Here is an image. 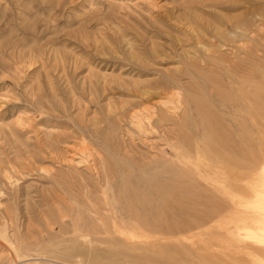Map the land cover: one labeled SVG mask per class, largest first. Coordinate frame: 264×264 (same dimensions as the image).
<instances>
[{
  "label": "rangeland",
  "instance_id": "obj_1",
  "mask_svg": "<svg viewBox=\"0 0 264 264\" xmlns=\"http://www.w3.org/2000/svg\"><path fill=\"white\" fill-rule=\"evenodd\" d=\"M255 76L264 169V0H0V264H264L263 193L246 192V227L194 228L211 191L172 159L188 130L214 161L197 106L235 110L218 93ZM147 106L160 120L139 134L129 115ZM254 133L248 149L236 136L233 147L251 154ZM102 161L118 199L119 227L102 219L111 231L93 217L104 205ZM142 182L172 190L156 204L164 209L154 193L148 214L123 197L124 183L146 192ZM137 209L147 217L130 218Z\"/></svg>",
  "mask_w": 264,
  "mask_h": 264
},
{
  "label": "bare ground",
  "instance_id": "obj_2",
  "mask_svg": "<svg viewBox=\"0 0 264 264\" xmlns=\"http://www.w3.org/2000/svg\"><path fill=\"white\" fill-rule=\"evenodd\" d=\"M240 23L239 24L242 25L241 21H240ZM237 25H238V22H237ZM244 25H246V24H244ZM227 74L229 77V73H227ZM258 78H260V77L257 76V79ZM257 79L255 76V79L252 80V82H250L251 84L249 85V87H245V88L244 87L236 88V87H233V85H230V87H231V88H229V89H231L230 92H233L234 95L224 96V95H220V93H218V96L220 97L219 99L223 100L222 101L223 105L225 104L224 105L225 107H228L231 109L234 108L235 110H233V111L231 110L227 113L226 112L224 113L223 111L217 109L212 104L213 101L211 102L207 99L205 100V98H204L202 103H199V104H201V106H199V107L197 106V108H198L197 112H198L199 117L201 119L200 124L204 127L203 130L204 131L209 130L212 133L211 136L214 137V138L212 137L213 138V145H211L210 149H212V150L217 149L220 152V154H218V153L216 154V156L214 157L215 158L214 161L207 159V157H206L207 154L205 153V151L203 149H199L200 146L197 145L198 142L195 141L197 139L196 138L193 139V137L188 132V130L185 131V133L187 132V134L184 136V140L181 139L183 141L182 146H180L179 144L173 146V155H172L173 157H172V159L174 158V160L177 162L178 161L184 162L186 165L193 167L194 170L197 172V174L204 180V184L211 191V195L209 197L210 202L208 203V206L210 207L211 212H208L207 214L206 213L200 214L198 212L197 214H200L202 219L201 220H199L200 218L197 219L199 217V216H197L196 221H198V223L196 225L194 224V226H192L194 228H198V227H200L202 225H206V224H212V228H214L215 230H227L228 228H234L237 230L240 228H244V227H246L245 223L247 221V212H246L247 204H246V201L250 202L249 199L246 200V192L250 191L253 194L254 193H258V194L263 193V195H264V192L260 191V188H259V185L264 178V172H263L264 169L261 168V158H260L259 153H258L259 149H260L259 148L260 146L258 145V134H259V131L261 129L260 121H259L260 120L259 108H260L261 90H260V81L258 82ZM251 86H252V89H250ZM220 87H222V86L220 85ZM169 90L167 92V95L169 93ZM160 91H161V89H160ZM172 91L174 92L172 94L174 101H175V104L173 105L174 109L179 110V107L181 105L179 97L181 95L179 96V94L177 92H180V91L176 92V91H174V89ZM230 92H229V94H231ZM162 95H164V94H162ZM169 97H170V95H169ZM166 99L168 100V98H166ZM170 99H172V98H170ZM187 99H189V97ZM193 99L195 100V98H193ZM167 100L165 102H161V107H167V105H169ZM198 102H201V101L199 100ZM198 102L196 104H198ZM173 103L174 102H172V104ZM195 107H196V105H195ZM180 109H181V107H180ZM154 110H155L154 107H148L147 106V108L145 107L142 110L138 109L136 111H133L134 113L129 115L130 116V123H131L130 125L132 126V128L137 133L141 134V133L148 132V131L150 132L151 130L153 131L155 129L154 128V122L156 123V121L160 120L159 119L160 117L156 114V111H154ZM157 112H159V111H157ZM170 112H172V111H170ZM174 112H172V114ZM194 115H195V113H194ZM224 115L229 116L228 119H224L222 117ZM173 116H174V114H173ZM165 117H167V116H165ZM246 118H247V121L249 120L250 125H247L246 122H244V120ZM19 119H20V117H19ZM19 119H18V121H19ZM239 120H241V121L239 122ZM162 122H163V120H162ZM22 124H23V122H22ZM19 125H21V124H19ZM235 127L238 128L237 136H236L235 132L233 131V129ZM253 130L255 132L254 136L255 135L257 136L255 138V144H254L255 151H253V152L250 151L251 154L247 155L246 153L243 154L244 152L242 151V149L240 147L238 148V150H236V148L233 147V144L236 143L235 142V136L241 142V145H242L241 147L245 150V149H248V143L244 139V136H245V134L251 133V131H253ZM129 131L131 132V130H129ZM200 131H201V129H200ZM243 132H244V135L241 134ZM203 134H204V132H203ZM180 137L182 138V134ZM205 140L203 141V145L206 144V146L209 147V145L212 143L211 142L209 143V141H205ZM214 144H215V146H214ZM237 145H235V146H237ZM193 146H195V148H196V150L194 151V154H192V153L190 154L186 151H183L184 147L186 148V147H193ZM218 146H220V147L223 146L224 149L223 148L218 149L219 148ZM216 147H218V148H216ZM208 151H206V152H208ZM222 152H224V153L222 154ZM248 159H249V162H247ZM102 165H103V169H102L103 170L102 171V173H103V179H102L103 184H102V186H100V188H102V193H103L102 196H103L104 205L101 206V208H95L96 205H92V208H94V211H93L94 216L93 217L96 220L102 221L104 226L106 228H108L106 230L109 231L110 230L109 226L106 223H104L105 221L102 219L105 217L107 219H109L111 221L113 229L119 227L117 224V221H116L118 219L117 218L118 214H117V210H116L115 204H114L118 201V199L114 197L113 191L111 190V188H113V187H111L112 179H113L111 172L108 170L107 164L105 161H102ZM111 169H113V168H111ZM147 174H149V173H147ZM96 175H95V177H96ZM140 177H141L140 175L135 176L136 180H139ZM154 182H148V183L142 182V184L145 185L144 189L146 190V192H138L137 189H139V187L137 186V189H136L135 184L124 183V185L121 187V192L124 194L123 195L124 198L125 197L129 198L131 196V197L135 198L137 201L142 202L144 205L140 204L139 208L142 209V212H146L148 214L149 213V211H148L149 205L152 201V200L150 201V198H151L150 194L154 193L153 190L151 191L152 187L155 185ZM139 183H140L139 181L136 182V184H139ZM147 191H149V192H147ZM180 191H182V190H180ZM171 192H172V190H169L167 188L157 187L155 189L154 194L158 195L159 198L154 202L155 208L161 207V206L156 207V204L161 205L162 203H164L167 200L164 197V195L169 194ZM180 196L181 195H179L180 199L185 198V197H180ZM185 196H186V194H185ZM176 198H177V195H176ZM249 198H251V197H249ZM160 201H162V202H160ZM199 202H201V200ZM162 207H165V205H162ZM166 207H168V205H166ZM258 207H262V206L258 205ZM183 208H184V206H183ZM263 208H264V203H263ZM140 209H137V211L135 213V215H137V216L130 215V213H129L130 218L136 219V220H138L140 217L146 218L147 215H144ZM162 209H164V208H162ZM201 209H203V207ZM204 212H206V211H204ZM149 215H153V213L149 214ZM157 216H159V215L157 214ZM153 222L158 224L159 220L157 219V217H156L155 221H153ZM158 227H161V225H159ZM158 229L160 231L164 230V228H158ZM227 232L229 233V231H227ZM85 234L88 235V233H84L81 236L84 239L89 240L87 237H85Z\"/></svg>",
  "mask_w": 264,
  "mask_h": 264
}]
</instances>
